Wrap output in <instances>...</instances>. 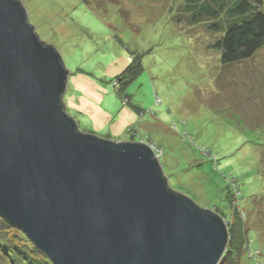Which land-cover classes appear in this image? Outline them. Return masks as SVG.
I'll return each instance as SVG.
<instances>
[{
	"label": "rangeland",
	"instance_id": "obj_1",
	"mask_svg": "<svg viewBox=\"0 0 264 264\" xmlns=\"http://www.w3.org/2000/svg\"><path fill=\"white\" fill-rule=\"evenodd\" d=\"M20 1L65 56L79 126L151 146L170 187L245 230L222 264H264V48L221 64L219 32L191 23L183 0Z\"/></svg>",
	"mask_w": 264,
	"mask_h": 264
},
{
	"label": "water",
	"instance_id": "obj_2",
	"mask_svg": "<svg viewBox=\"0 0 264 264\" xmlns=\"http://www.w3.org/2000/svg\"><path fill=\"white\" fill-rule=\"evenodd\" d=\"M67 77L57 40L0 0V216L52 264H219L222 218L170 187L148 144L81 128Z\"/></svg>",
	"mask_w": 264,
	"mask_h": 264
},
{
	"label": "trees",
	"instance_id": "obj_3",
	"mask_svg": "<svg viewBox=\"0 0 264 264\" xmlns=\"http://www.w3.org/2000/svg\"><path fill=\"white\" fill-rule=\"evenodd\" d=\"M183 1L191 23L205 22L208 29L219 32L216 33L213 47L220 51L221 64L242 62L264 48V11L258 7V3L254 4L250 0ZM258 132L263 133L262 142L258 140V146H264V128L259 129ZM235 188L240 191L237 186ZM201 209L221 217L219 209ZM227 230L229 240L219 264L225 262L228 257L236 261L245 248L244 241H241L245 230L240 226L237 228L232 223ZM253 240L256 239L251 235L245 241L250 245ZM0 253V257L9 264H52L48 256L23 231L2 216H0Z\"/></svg>",
	"mask_w": 264,
	"mask_h": 264
}]
</instances>
